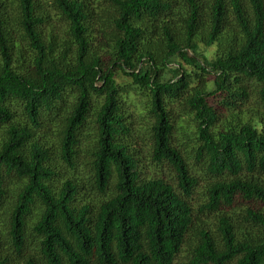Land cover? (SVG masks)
<instances>
[{
  "label": "trees",
  "instance_id": "1",
  "mask_svg": "<svg viewBox=\"0 0 264 264\" xmlns=\"http://www.w3.org/2000/svg\"><path fill=\"white\" fill-rule=\"evenodd\" d=\"M262 205L264 0H0V264H264Z\"/></svg>",
  "mask_w": 264,
  "mask_h": 264
},
{
  "label": "rangeland",
  "instance_id": "2",
  "mask_svg": "<svg viewBox=\"0 0 264 264\" xmlns=\"http://www.w3.org/2000/svg\"><path fill=\"white\" fill-rule=\"evenodd\" d=\"M95 23L99 24V21H95ZM109 27H110V25H109ZM212 54H213V49H210L208 51V55L212 56ZM187 67L191 68L190 65H187ZM211 79H212V76L209 78V80H211ZM210 102L212 104H215V100L213 98L210 100ZM217 106H219V105H217ZM173 113H174V111H173ZM181 114L183 115L182 111H181ZM175 115H176V118H178L176 111H175ZM185 118L186 117L183 116L182 120L185 119ZM146 133H147V127L143 131V133L141 134L140 139L138 140L139 141L138 142L139 143L138 147L139 148L144 147V149L146 151H149L150 150V145H151V137H150L149 134H146ZM178 136H179V134H178ZM147 154H150V152H147ZM147 154L145 155V159H143L144 162H143V169L142 170H144V172L147 173L148 175H156V162L150 160V158H149V156ZM160 172L161 171L159 170L158 173L160 174ZM164 174L167 175L168 172H165ZM199 196H200V198L204 199V195H203L202 192H200ZM262 206H264V205H262ZM185 261H186V258L185 257H181L178 264H185Z\"/></svg>",
  "mask_w": 264,
  "mask_h": 264
}]
</instances>
